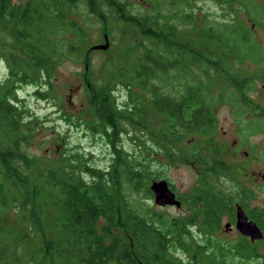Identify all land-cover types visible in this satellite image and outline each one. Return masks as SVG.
<instances>
[{
	"label": "trees",
	"instance_id": "obj_1",
	"mask_svg": "<svg viewBox=\"0 0 264 264\" xmlns=\"http://www.w3.org/2000/svg\"><path fill=\"white\" fill-rule=\"evenodd\" d=\"M154 1L141 13L127 0H0V264L261 260L254 244L212 237L224 216L234 218L237 205L246 209L254 196L236 180L223 146L195 136L217 133L221 102L231 106L240 136L257 130L245 117L254 111L249 92L264 79V47L234 18L206 16L198 29L191 0ZM242 1L248 20L264 27V5ZM92 27L103 39L119 37L105 50L101 75L89 67L100 50L91 48ZM64 61L84 63L89 104L80 121L107 146V166L68 144L54 145V155L31 149L41 119L17 89L33 85L36 97L48 98ZM244 62L262 71L244 73ZM165 164L202 167L182 201L184 215L156 208L149 186L164 179ZM7 212L17 214V225L4 219ZM250 212L264 224V213Z\"/></svg>",
	"mask_w": 264,
	"mask_h": 264
},
{
	"label": "rangeland",
	"instance_id": "obj_2",
	"mask_svg": "<svg viewBox=\"0 0 264 264\" xmlns=\"http://www.w3.org/2000/svg\"><path fill=\"white\" fill-rule=\"evenodd\" d=\"M257 4L264 5V0H251ZM132 12H141L153 9L154 0H127ZM189 5L194 12L196 27L201 30L203 19L206 16L224 18L230 20L234 18L236 22H242L250 28L259 44L264 47V27L253 25L249 19L247 5L242 0L227 2L225 0H191ZM91 44L104 43L103 35L99 34L98 28H89ZM118 35L109 36V45L114 46L118 42ZM110 56L105 50H95L91 53L90 69L101 75L105 60ZM238 68L244 73H255L262 71L259 66L244 62ZM6 75V65L0 60V78ZM85 67L83 62H62L56 70L54 89L47 93L48 98L36 97L33 85H23L18 87V96L27 104V109L31 115L40 118L41 123L35 132L31 149L38 155H54V145L68 144L73 149L87 152L95 165L107 166L109 164V150L101 137L88 130L80 120L87 118V106L89 104L85 92ZM263 78V77H262ZM250 102L254 107L257 103L264 106V79L257 83L256 90L249 92ZM231 106L227 102H221L215 107L214 113L217 117V133L210 139L195 136L206 142V144L216 143L223 146L222 157L229 163L237 166L235 171L236 180L242 185L250 188L254 195L251 203H261L264 200V158L262 157L263 146L259 143L261 134L251 131L249 135L250 145L243 143L244 137L238 133V122L232 115ZM254 112H252L253 114ZM35 121L39 122L38 119ZM194 138V137H193ZM61 139L64 142H61ZM195 139V138H194ZM254 143V144H252ZM252 144V145H251ZM74 146H76L74 148ZM129 149L131 141L124 143ZM47 147V149H44ZM243 170L242 172L240 170ZM202 167L193 164H165L162 168V178L166 179L177 194L190 192L197 187L200 179ZM225 181L226 189L231 186ZM222 183L221 180L218 184ZM228 185V186H226ZM156 206V205H155ZM159 211L170 216H180L185 213L180 208L174 206L159 207ZM11 224H18V216L14 212H7L4 218ZM230 218L224 216L219 229L213 232L212 237L219 242L237 241L241 238V233L233 228L225 230L224 224ZM195 230V228H192ZM196 235L199 233L196 229ZM26 231L24 236L27 237ZM199 237V236H198Z\"/></svg>",
	"mask_w": 264,
	"mask_h": 264
},
{
	"label": "flooded vegetation",
	"instance_id": "obj_3",
	"mask_svg": "<svg viewBox=\"0 0 264 264\" xmlns=\"http://www.w3.org/2000/svg\"><path fill=\"white\" fill-rule=\"evenodd\" d=\"M252 108H253L252 110H254L253 111L254 113L253 114H252V112L247 113L245 119L250 120V121H255L256 120V124H257V130H256V132H258L259 134H261V138H260L259 143L261 144V146L264 147V106L257 103V107H254L253 106ZM248 124L254 126V122H250ZM249 135H250V132H249V130H247L246 131V137L243 140V143L246 144V145H250ZM252 144H254V143H252ZM262 157L264 158L263 150H262ZM246 189L250 190V188H248V187H246ZM188 193L189 192H186V193H183V194H177L176 193L177 198L181 201L180 209L181 210H184L185 213H186V209L182 206V201H183L185 195L188 194ZM252 200H254V198L249 201V203L247 204L248 207L246 209L243 208V207H242V209H243L244 213L246 214V216L248 217V219L249 220H252V221H254L256 223V225L259 228V231L261 233V236L260 237L251 239L250 236L243 235L236 228V225H235V222H236L235 215H234V218L229 219L227 222H225L224 227H225V230H231L233 228L237 229L242 234L240 239H242L246 243L254 244L257 247V252H258L259 258L261 259V260H259L258 264L259 263L264 264V224L262 222H260V221L254 220L251 217L252 214L250 212V211H252L253 208H255L257 210L258 214H263L264 213V200L261 203H255V204L254 203H251ZM166 206H170V205H165L164 207H166ZM227 223L229 225L228 227H226V224ZM192 231L195 233V230H192Z\"/></svg>",
	"mask_w": 264,
	"mask_h": 264
},
{
	"label": "water",
	"instance_id": "obj_4",
	"mask_svg": "<svg viewBox=\"0 0 264 264\" xmlns=\"http://www.w3.org/2000/svg\"><path fill=\"white\" fill-rule=\"evenodd\" d=\"M105 43L94 44L92 49L106 50L109 47V40L107 36H104ZM153 194V199L156 205L165 206L170 205L176 208H180L181 201L177 198L176 193L170 187L169 182L166 179L154 180L149 186ZM236 228L243 234L248 235L251 239L258 238L261 236L259 228L256 223L249 220L244 213L241 206L237 205L235 210ZM228 223L226 227H228Z\"/></svg>",
	"mask_w": 264,
	"mask_h": 264
}]
</instances>
